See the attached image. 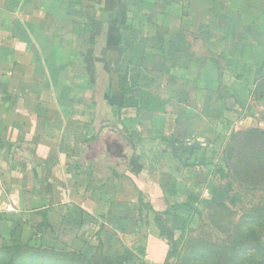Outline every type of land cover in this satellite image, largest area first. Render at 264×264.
<instances>
[{
  "label": "crops",
  "instance_id": "crops-1",
  "mask_svg": "<svg viewBox=\"0 0 264 264\" xmlns=\"http://www.w3.org/2000/svg\"><path fill=\"white\" fill-rule=\"evenodd\" d=\"M119 49L135 89L158 79L162 91L158 111L123 108L113 127ZM122 128L141 140L136 159ZM254 128L264 133V0H0V247L89 260L127 248L158 264L167 239L152 209L140 221L139 195L185 209L231 135Z\"/></svg>",
  "mask_w": 264,
  "mask_h": 264
},
{
  "label": "rangeland",
  "instance_id": "rangeland-1",
  "mask_svg": "<svg viewBox=\"0 0 264 264\" xmlns=\"http://www.w3.org/2000/svg\"><path fill=\"white\" fill-rule=\"evenodd\" d=\"M151 78H157L153 70L145 77ZM161 82L157 79L148 90H137L139 94H150L159 103ZM255 130L259 129L231 135L226 155L215 162L208 185L193 193L197 201L187 204L189 208L172 211L174 218L164 221L167 227L178 229L177 245L175 255L158 264H264V142L251 136ZM131 141L134 148L126 152L133 153L136 159L141 140L133 137ZM148 233L145 226L140 237L147 239ZM123 241L132 244L128 239ZM44 248L27 246L13 255L0 247V264H85L74 257L52 255L60 252L59 247ZM101 257L88 264H100ZM126 264L154 262L146 256Z\"/></svg>",
  "mask_w": 264,
  "mask_h": 264
},
{
  "label": "trees",
  "instance_id": "trees-1",
  "mask_svg": "<svg viewBox=\"0 0 264 264\" xmlns=\"http://www.w3.org/2000/svg\"><path fill=\"white\" fill-rule=\"evenodd\" d=\"M116 21L119 22L120 18L116 17ZM121 56H122V49L118 50V60L115 61V67H116V76H117V88L113 89V91H116L120 94L119 97H115L112 98L110 97L109 99L112 98L113 103H109L110 105V113L111 116L113 118L117 119V123L113 124V127H117L121 125V120H120V115H121V110L123 108L126 107H131V106H140L143 109H146L148 111H158L159 110V105L160 103H158L155 98H153L150 94H139L138 90L135 89L134 87L136 86V82H133V86L130 83V80L128 79L127 74H121L119 67H118V63L121 60ZM134 81L138 80V76H136L134 79ZM109 82V81H108ZM108 98L104 97V100H106L105 102L107 103ZM115 99H119L121 102L117 103V101ZM109 102V101H108ZM118 105H117V104ZM103 115H105V112H103ZM105 123V121H104ZM123 132H126V130L124 128H122L120 130V133L122 134V137L124 138V141H126L127 146L130 147V150H133L134 146L132 143V138L133 137H138V135L136 133H131V134H127V138L123 135ZM251 136L257 138L258 140H261L262 142H264V133H262L261 130H255V131H251ZM139 139V138H138ZM133 159V158H132ZM131 159V161H132ZM135 159V158H134ZM131 171L135 174H137V172L139 170H135L134 168L131 169ZM139 203H140V208H139V215H140V221L144 222V215L148 212L149 209H152L154 211V213L156 214L155 216V224L158 226L159 231H160V237L162 238H166L167 239V246L169 248V251L167 253L166 258H171L172 256L175 255V250H176V245H177V240L174 239V232L171 230L170 227H167L165 224V220H163L164 216H168L170 215V213L172 211H174L176 209V206H167L166 209L162 210V211H155L152 206H150V204L148 203H143L142 199H141V194L139 195ZM198 199L197 196H191L188 199V204L189 202H196ZM185 208H189L187 206V204L183 205ZM145 225V224H144ZM18 232V228L14 229V232L12 234V240H17V238H15V234ZM27 246H20V245H12V246H8V247H3V251L5 252H10L11 254L15 255L18 254L19 252H23V250L25 251V248ZM145 247L143 245H140L139 247H137V255L138 256H144L145 253ZM52 255H56V256H62V257H74L77 260L84 262L85 264L88 263H95L93 260H89L86 257H84L83 255L79 254V253H74V252H64V251H60V252H56L55 254L52 253ZM132 259H136V255L131 252L129 249H125L123 255L121 256H116V257H101L99 260H101L100 264H126L128 261L132 260Z\"/></svg>",
  "mask_w": 264,
  "mask_h": 264
},
{
  "label": "water",
  "instance_id": "water-1",
  "mask_svg": "<svg viewBox=\"0 0 264 264\" xmlns=\"http://www.w3.org/2000/svg\"><path fill=\"white\" fill-rule=\"evenodd\" d=\"M109 131H113V132H116V130H115V129H109Z\"/></svg>",
  "mask_w": 264,
  "mask_h": 264
}]
</instances>
